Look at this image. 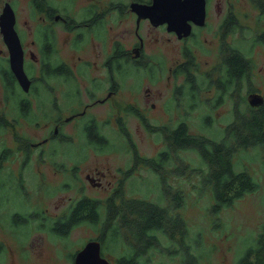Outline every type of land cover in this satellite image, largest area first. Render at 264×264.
I'll return each mask as SVG.
<instances>
[{
	"label": "flooded vegetation",
	"instance_id": "1",
	"mask_svg": "<svg viewBox=\"0 0 264 264\" xmlns=\"http://www.w3.org/2000/svg\"><path fill=\"white\" fill-rule=\"evenodd\" d=\"M153 1L0 0V264H6L4 263L5 253L8 251L13 264H17V262L18 264L30 263L28 250H23L20 245L9 247L4 238L7 236L14 243L12 234L18 235L21 231L30 229L32 219L36 218L33 222L34 226L44 228V231L49 232L50 235H59L60 237L69 236L72 230L80 224L71 226L68 220L72 217L71 211L74 204L82 196L65 206V212L50 220L51 216L39 212L38 208L30 210L27 214H22L21 210L30 203L31 199L20 193H22L21 185L24 184V168L36 152L35 148L39 149V155L44 157L46 151L52 147V155L56 156L59 147H64V143L73 140L80 141L82 149L93 146V149L97 151L103 150L105 146L111 144L106 133L107 127L110 126L111 113L102 112V109L106 110V108L96 106V103L107 101L106 96L95 98L96 88L101 82L96 80L92 87L87 86L90 98H95L89 102L80 98L79 95L83 93L84 88L77 81L79 72L84 71L87 64L93 62L94 65H98L94 58L98 57L101 51L94 48L89 53L77 57L86 58L79 65H75L65 54V50L70 45H72L71 47L80 45L86 39L89 30L97 31L99 25L104 21L105 4H108L113 11L112 19L116 20L113 22L114 24L118 25L120 19L121 23L126 22V27L130 24L128 28H134L137 35L135 40L130 38L132 40L130 45L120 37H111L114 39L113 50L107 54L109 57L105 60L109 74L115 78V75H120L122 72L136 75L135 70H140L151 78L156 77L157 80L165 78L168 82H173L170 94L162 100V106H166L172 111L171 115L167 114L169 122H164L162 124L164 127L173 131L181 125L186 126L188 133L191 134L189 113L190 109L195 106L202 108L197 121L203 119L206 124L210 123L208 125H212L217 120L216 115L225 111L229 103H231V107H234L237 101L244 100L252 107L264 108V89L261 82L255 79L256 72L253 68L258 65V62L256 56L251 55V53H263L264 38L261 37H264V28H256L246 23V20H252L255 23L257 20L258 23L264 22L262 21L264 0H247L248 3L261 10L257 14V20L247 18L250 14L248 11L238 10L241 0H203L204 7L200 8L205 13L203 22L199 23L189 19L185 24L178 20L179 18H175L176 23L173 20L170 23L168 20L153 22L149 16H139L136 8L142 4H152ZM191 1L192 6L187 8L197 9L196 4L202 0ZM223 9H227V13L231 15L230 19L216 22L215 14L220 16ZM241 18L244 21L240 22ZM188 24L189 32L186 34ZM244 24H247L248 27L243 28ZM237 26L242 30L241 34L236 32ZM246 30L253 31L247 51L237 45L239 41L245 42ZM149 31H152V40L146 38L145 33ZM113 35H120V32H113ZM231 35L233 37L229 41ZM146 40L153 42L152 48L148 46ZM216 41L219 44L218 49H214L215 58L206 59L205 52H211V46L215 45ZM255 46H257L256 51H254ZM234 48L238 49V54L243 56L240 67L237 66L239 63L236 60L226 64L230 54L234 53ZM19 65H22L26 75L23 79L18 74L22 71ZM116 68H120V70L115 72ZM113 83L116 85L119 84V81L114 79ZM110 92L115 94L117 90H111L107 94ZM199 92L202 96L198 94ZM162 98V90L154 92L150 87H147L144 92L145 102H150L153 108L158 106L156 101ZM136 102L131 108L141 111ZM81 106H83L82 110H80ZM91 107H93V111L90 110ZM157 109L158 113L162 114V111ZM115 117L113 125H120ZM139 118L143 123L147 122L154 126L155 122L151 119H158V116L142 114ZM240 119L237 122L226 119L224 125L238 124ZM26 121H31L35 128L46 123L47 127L44 129L42 139L33 141V137L25 133ZM71 121L76 129L75 132H79V135L71 134L66 128ZM13 125H16L19 130L17 142H13ZM164 132L169 131L165 130ZM228 133L235 135L234 131L228 130ZM124 136L125 147L130 152H135L137 167H139V161L142 160L138 155L142 158L145 157L146 160L151 158L152 161H145L151 167V162L156 158L167 157V161L161 164L159 170L153 168L157 173H162L160 183L167 182L166 185H171L173 183L168 181L170 176L187 174L189 168L187 156L180 155V151L185 150L184 147L176 148L174 143H167L166 148L158 147L157 155L154 157L142 155L140 151H137V155L135 149L138 150V143L134 138L133 131L126 128ZM198 141H205L208 144L211 141L214 142L212 144L225 142L224 146L228 151H230L229 147H233L232 143L225 139H220L217 142L208 136H206V140L198 139ZM37 145L39 146L37 147ZM42 145L47 147H42ZM233 148L238 149L237 147ZM19 152H21L20 165L15 166V155ZM54 163H57V160H54ZM134 168L135 165H131L121 171L127 175ZM210 168L224 171V169H219L211 164ZM95 170L97 171L87 173L88 179L93 185L102 186V178L106 175L101 169ZM26 175L29 176L28 173ZM164 177L167 181L162 180ZM15 178L20 189L19 193L14 192ZM83 192L85 189H82L83 197L90 200L95 199ZM17 198L21 200L14 210V199ZM109 199L104 201L102 198L95 199V201L102 202L105 206L104 203ZM181 207L182 205L179 204L175 209L179 210ZM167 217L159 232L170 236L175 245L182 244L185 247L188 244V239L181 230L186 225L184 216H180V221L175 223L172 212L168 211ZM84 221H88V219H84ZM61 223L63 225H60ZM15 224H21V226ZM121 226H126L125 221L121 223ZM147 232L152 233L153 230H147ZM154 235L159 238L157 234ZM157 238L156 244L158 245ZM92 239L94 238L88 239L78 250L67 249L65 251L64 254L70 264L76 263L79 251ZM100 244L101 255L109 259L112 264H116V260L114 262L105 255L104 240H100ZM30 245L32 246V244ZM122 255L126 256V251Z\"/></svg>",
	"mask_w": 264,
	"mask_h": 264
},
{
	"label": "rangeland",
	"instance_id": "2",
	"mask_svg": "<svg viewBox=\"0 0 264 264\" xmlns=\"http://www.w3.org/2000/svg\"><path fill=\"white\" fill-rule=\"evenodd\" d=\"M238 10L248 11L250 14L247 18L253 20H257V14L261 11L258 7L256 8L248 3L247 0H241ZM112 14L111 7L105 4L104 21L99 25L97 31L89 30L86 39L80 45L76 47L70 45L65 50V54L75 65H79L82 60L86 59L77 58L81 57L82 54L89 53L94 48L101 51L100 55L94 58L98 65H94L93 62L87 64L85 70L79 72L77 81L84 88L83 93L79 95L80 98L91 102L97 97L103 98L106 96L107 101L96 103V106L105 107L106 110L102 109V112L111 113L110 126L106 129L111 144L105 146V149L97 151L93 149V146L82 149L80 141L73 140L64 143L65 148L59 147L56 156L52 155V147L46 151L44 156L46 158L39 155V149L35 148L36 152L24 168V184L21 185L22 193L20 194H25L31 199L30 203L21 210L22 214H27L30 210L38 208L39 212L51 216L50 220L65 212V206L83 196L82 189H85L84 194L95 199L103 198L104 201L107 198L113 199L104 203L105 206L101 203L97 223L83 221L67 237L50 235L49 232L44 231V228L34 226L35 218L30 221L32 225L30 229L23 230L18 235L16 233L12 234L14 243L11 238L6 236L4 238L7 241L6 244L9 247L20 245L23 250H28L29 264H70L64 254L67 249L78 250L88 239L98 238L101 241L104 240L105 248L103 250L105 255L115 262L116 258L127 250L129 245L127 242V228L129 227L126 228V226L120 224L118 237L112 239L110 234L112 220L124 223V219L126 221L132 207L131 202H127V200L138 198L167 206L173 215L184 216L188 233V244L185 247L181 245L180 248L175 245L173 253H170L167 250V247L171 245L170 237L157 229H153L152 233L159 236L157 238L158 245L148 250L145 259L142 258V263L146 260L148 264H237L239 258L254 241L253 238L264 228V143H249L246 145L247 148L243 146L245 145L243 142L246 135L257 133L256 130H252L253 132L250 130L251 107L247 103L248 108L244 104L239 106L238 102L236 105L238 111L234 112L231 103H229L225 111L216 115L217 120L212 125H208L210 123L206 124L203 119L197 121L202 108L195 106L190 109L189 129L192 134L200 137L199 139L206 140V136L216 141L225 138L226 141L232 143L233 147H237L238 149L230 157V160L234 163V170H248L259 183L256 190L236 199L231 206H224L220 211L214 212L212 205L216 199L211 191L213 185L208 176L211 169L210 164L199 153V150L194 148H185L184 151H180V155L185 154L189 162L187 174L170 176L168 181L173 183L171 185H166L167 182L160 183L162 173H157L150 164L145 162L150 161L151 158L146 160L145 157H140L137 151H140L142 155L154 157L157 155L159 146L166 148L167 143H173V138L164 132L165 129L162 125L164 122H169L167 114H172L170 109L162 106V100L170 94L173 82H168L165 78L161 80H157L156 77L151 78L147 73L140 70H135L136 75L130 72H122L120 75H115V78L109 74V68L105 66V60L109 57L107 54L113 50L114 39H111V37H120L126 40L128 45L132 40L137 39L134 28H128L130 24L126 27V22L121 23L120 19L118 25L114 24L113 22H116V20L112 19ZM230 16L227 9H223L220 16L215 14L214 19L216 22L224 19L228 21ZM237 16L240 17L239 14ZM242 21L244 20L241 18L240 22ZM262 21H264V18ZM246 23L256 28H264V22L258 23V20L256 23L252 20H246ZM247 24L242 27L247 28ZM113 32H120V35H113ZM236 32L241 34L242 30L237 26ZM246 34V44H243L242 41L237 42V45L245 51L248 50L253 31L246 30ZM145 35L147 39L152 40V31L146 32ZM232 37V35L229 37V41ZM147 42L148 46L152 48L153 42ZM216 42L215 45L211 46V52H205L206 59L215 58L214 49H218L219 44L218 41ZM166 45L168 46V44ZM256 48L257 46L254 47V51H256ZM262 52L251 53V55H255L258 62V65L253 67L256 72L255 79L261 82L264 89V50ZM119 70L120 68H116L115 72ZM114 79L118 80L119 84L115 85L113 83ZM96 80L100 81L101 84L96 88L95 98L92 99L87 86L92 87L93 82ZM169 85L170 87H168ZM147 87H150L151 91L154 92L157 90L163 91V98L156 101L158 105L156 108H153L150 102L146 103L144 100V92ZM114 89L117 90L115 94L114 92L107 94ZM135 101H137L136 104L141 111L131 108ZM92 108L90 110L93 111ZM157 108L162 111V114L158 113ZM82 109L83 106L80 107V110ZM142 114L158 116V119H151L155 122V125L151 126L147 122L143 123L139 118ZM114 116H116V121L120 125H113ZM262 116L260 115V117ZM240 117L244 118L248 125L244 127L241 134L238 130L243 127L242 124L224 125L226 119L237 122ZM45 124L43 123L35 128L31 121H26L24 125L25 133L33 137V141H39L44 136V129L47 127ZM13 126V142H17L19 140V130L16 125ZM66 128L69 129L71 134L79 135V132H75L73 121ZM126 128L133 131L134 138L138 143V150L135 149V151L138 157L142 159L138 163L139 167L136 166L135 152H130L125 147L124 134ZM228 130L234 131L235 135L228 133ZM212 143L214 142H209V144ZM42 147L47 146L42 145ZM15 156L14 165L19 166L21 152ZM220 157L224 164L229 160L225 154H221ZM54 160H57V163H54ZM131 165H135V168L130 174L126 175L121 171V169H127ZM95 169L103 170L102 172L106 175L102 178V186L93 185L88 179L87 173L96 172ZM14 181V192L19 193L17 179L15 178ZM178 191V195L181 196L179 199L174 198V193ZM114 199L116 200L114 201ZM20 200V198L14 199V210ZM115 203L118 204L116 209H114ZM179 204L182 207L176 210L175 208ZM110 214L115 217L111 218ZM139 217L137 213L134 214V219ZM167 218L166 216L162 221H166ZM15 225L21 226V224ZM4 263L13 264L9 251L5 253Z\"/></svg>",
	"mask_w": 264,
	"mask_h": 264
},
{
	"label": "trees",
	"instance_id": "3",
	"mask_svg": "<svg viewBox=\"0 0 264 264\" xmlns=\"http://www.w3.org/2000/svg\"><path fill=\"white\" fill-rule=\"evenodd\" d=\"M246 40L245 42L242 41L243 44H246ZM238 52L239 50L234 48V53H231L230 58H228L226 61L227 65L236 60L239 63L237 64V66L240 67V64H242L243 62L241 61L243 59V56L241 54H238ZM237 104L239 106L244 104L248 108L244 100H239L234 104V107H232V110L234 112L238 111V109L236 108ZM248 105L251 107L250 111L252 112V117L250 118V130H256L257 133H252L253 137L251 136L252 134L246 135L245 141L243 142V144H245L243 146L246 148L248 147L246 145L249 143H264V108L258 106L257 108L252 107L250 103H248ZM260 115L263 116L260 117ZM240 118L241 119L238 123L242 124L243 127H241L238 132L241 134L244 130V127L248 125L246 124L244 118ZM164 129L166 131H169L166 133L173 138V143L174 145H176V148L184 147L197 149L199 150V153L210 162L211 165H215L219 169H224V171L210 169V172L208 174L209 180L213 185L211 191L216 199L215 203L212 205V210L214 212L220 211L222 208H224V206H231L236 199L244 197L246 193L254 191L259 187L258 181L252 174L248 172V170H234V163L232 162V160H230V157L235 151V148L229 147L230 151H228L226 150V146H224L225 142H219V144L209 145L205 141H198L200 137L192 133L189 134L186 126L183 127L181 125L173 131L167 127H164ZM221 154H225L229 159L226 164L222 162L220 157ZM166 161L167 157H158L155 159V161L151 162L152 168L159 170L161 164L165 163ZM165 179L166 178H163L162 180L164 181ZM178 193L179 191L174 193V198L179 199L181 197L180 195H178ZM112 199L113 198H110L107 201H110ZM115 200L116 199H114V201ZM146 200H141L138 198H131L130 201L127 200V202H131L130 204L132 205V207L130 209V215L127 217L126 221L125 219L124 221L126 226L129 227L127 228V241H129V244L131 245L126 250V256L121 255L116 258V264H148L146 260L142 263V258L145 259V255L148 254L147 252L150 248L157 246V236L151 232H147V230L157 229L161 231V227L162 225H164L162 220L166 218L169 208L154 201ZM101 203L102 202L95 201V199L90 200L89 198L82 196V198L74 204V207L71 211L72 217L68 220V223H70L71 226H75L84 221V219H88V222L97 223ZM117 205L118 204L115 203L114 209L117 208ZM135 213H137L140 217L134 219ZM173 216L174 223L180 221L179 217L181 215L175 214ZM110 217L113 218L115 216L110 214ZM120 224L121 222H115L112 220L110 231L112 239L118 237ZM181 230L185 233L186 236L188 235L186 225L184 228H181ZM253 239L254 241L245 250L244 254L239 258L237 264H264V228ZM181 245L182 244L176 246L177 248H180ZM174 246L175 244L171 240V245L167 247V249H169L168 252L173 253Z\"/></svg>",
	"mask_w": 264,
	"mask_h": 264
},
{
	"label": "water",
	"instance_id": "4",
	"mask_svg": "<svg viewBox=\"0 0 264 264\" xmlns=\"http://www.w3.org/2000/svg\"><path fill=\"white\" fill-rule=\"evenodd\" d=\"M190 6H192L191 0H154L152 4H142L136 9H138L139 16H149L153 22L168 20L172 23L171 20H173L176 23L175 18H179L178 20H181L184 24L188 23L189 19L202 23L205 13L200 8L204 7V1L202 0L196 4L197 9L194 7L187 8ZM185 32L188 34L189 24ZM19 67L22 71L18 74L23 79L26 75L23 72L22 65H19ZM251 103L255 104L254 102ZM100 250V240L92 239L88 241L79 251L75 264H112L109 259L101 255Z\"/></svg>",
	"mask_w": 264,
	"mask_h": 264
},
{
	"label": "bare ground",
	"instance_id": "5",
	"mask_svg": "<svg viewBox=\"0 0 264 264\" xmlns=\"http://www.w3.org/2000/svg\"><path fill=\"white\" fill-rule=\"evenodd\" d=\"M181 6V5H180Z\"/></svg>",
	"mask_w": 264,
	"mask_h": 264
}]
</instances>
